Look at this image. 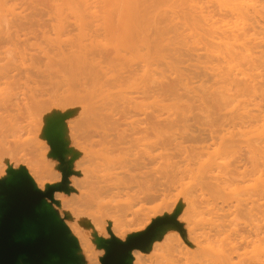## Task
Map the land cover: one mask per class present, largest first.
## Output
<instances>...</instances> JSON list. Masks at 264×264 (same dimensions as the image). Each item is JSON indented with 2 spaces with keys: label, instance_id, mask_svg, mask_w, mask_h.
<instances>
[{
  "label": "rangeland",
  "instance_id": "rangeland-1",
  "mask_svg": "<svg viewBox=\"0 0 264 264\" xmlns=\"http://www.w3.org/2000/svg\"><path fill=\"white\" fill-rule=\"evenodd\" d=\"M51 1L53 0H17V3L19 5L18 7H20L19 9L22 10L23 8V12H25L24 16H22L23 12L21 11L22 15L19 16L20 18L17 17L18 30H20L19 41L21 40L20 44H22L20 46H24V48H26L27 51L22 47L26 51L27 56H31L33 61L24 66L25 71L23 68H21V72L19 71L16 78L15 90L19 91L13 92L16 94V108L11 111L7 106H5L4 110L2 111L3 130H6L5 134L2 136V140L7 143V146L5 147L8 148L10 153L7 155H3L0 158V170H6L7 177H9V170L17 171L24 169L33 180L35 186L43 192L48 186L57 185L61 182L55 179H48V184L45 186V188H42L36 181V177L38 175L48 176L47 165L50 162L52 163L51 165L57 164L54 167L61 173L60 169H58L60 168V162L57 158H54L52 156L51 147L46 138L47 131L51 129L53 117H55V120L60 124L58 134L60 135L61 143L65 147V160L72 163L73 158L71 156L68 157L69 149L72 148L74 143V141H72V138H74L75 136V144L79 140L80 145L82 144L81 142L84 143L83 145H85V143L89 144L88 142H86L87 140L93 141L94 143L101 141L105 138V135L99 128V126L101 125L100 119L104 116L105 113L110 114L111 117H113L114 123H116L117 127L116 131L109 132V135H111L110 138H117V131H119V133L124 132V135L127 136L128 141V144L124 145L121 149H115L111 154V158H113L114 160L122 159L126 160L127 162L142 160L145 163V166L141 171L140 177L145 181V184L147 183L146 185H149L151 183L153 184V182L164 183L165 181H168L164 180L167 178L165 176L167 174L165 173H170L171 170L174 171L176 168L174 169L172 168V166L175 164H177V167H179L180 169H183L188 165L191 166L197 162L200 163V161H204L207 158L211 159L212 157H208V155L206 156L208 149L211 147L210 144H213L210 141V138L213 136L217 137L216 132H223L227 126V129L230 128V130H232L231 128L233 122L237 123L236 120L239 119L238 117H235L238 119H235V121L232 122L234 115L229 114L231 109H234L235 107L239 108V105L243 103L240 105H243L242 107H240L241 109H248L250 110V112L252 111L253 113H256V110L261 108L259 112L262 111V114L264 115V95H262L264 94L263 89H261V92L258 91V93L255 91L256 95L247 94L249 97L240 93L241 91H244L241 90L244 89L243 85L246 86L248 84L250 86V84H253V79L255 80H253L255 82L253 85L257 86V84H259V87H261L262 85L264 87V66H259L258 62L260 57L262 58L263 56L264 58V45L257 46V42L259 40L255 41V38L257 37L254 38L252 36V38L250 37L251 35L249 36L250 32L253 30L248 29L247 26L246 29L250 32L245 29V32H249L246 33L249 36L248 37L246 35V38L244 36L239 37L240 33H235L233 29L232 30L234 31V33H231V30L229 31L227 29V25H229L228 27H230L232 23H236L237 21V19H235V21L234 18L238 13L235 12V15L233 12L237 10L235 8V5L237 4L236 0H230V2L232 3H229V0H227V3H229V5L232 4V8L231 6H229L230 9L235 8L233 9V11L231 10L232 12L227 7V3L224 4L226 0H135L134 3L136 4H134V10L136 7L137 9L135 11L140 14V22H137L139 17L136 12H134V14L137 16L135 17L134 15L133 21H135V27L137 25H140L139 27L142 29L139 30L138 26L134 30L138 29L139 31L137 30V32H135L132 29L133 33L131 34V38L136 44L134 48L135 53H137L141 57L139 59L130 58V56L128 55L127 57L129 58V60H125L122 57L126 53L125 48H120L117 50L112 46L103 48L102 44L105 43L104 40H107L109 37L106 38L104 36L105 32L102 33L103 31H95V27H93L95 26V24L93 25V21L92 23L89 22L90 18L87 19V26L89 23L90 25L88 27L86 26L87 28L85 27L87 29L85 35L84 31L82 32L84 34H82L78 30L79 28H77L76 22L74 23L75 19L72 18L70 14L69 16L65 13L64 15L67 19H65V17L63 18V22L65 23L62 22V25L64 26L62 27L64 29L61 28L59 33V31H57V28H55L56 25L54 26V24L57 23L55 22L57 20V16L54 14L55 9L54 5L50 3ZM233 1H236L235 5ZM51 6L53 7V9ZM142 15H144V19H141ZM67 16H69L70 19ZM54 17L56 18L55 21ZM261 18L264 20L263 10H261ZM144 20H146L147 22L145 23ZM249 23L251 22L249 21ZM232 25L231 28L235 26ZM250 27L251 26H249V28ZM90 28L94 31H91ZM56 32L59 33V36ZM99 32L100 34H102L99 35ZM251 34L254 33L251 32ZM94 38L97 41H95ZM250 38L254 39V41ZM78 39L81 41H79ZM99 39H101L102 41ZM99 41L102 43H100ZM184 41H187L189 45V41H191V45L195 46L194 50L190 51V49L188 51V48H190L191 45L188 47V43H184ZM56 43H61V45H57ZM81 43L85 44V46L84 44L82 45V49L84 48V52L83 50H79L81 49ZM87 44L89 46H87ZM94 45L97 47H95ZM76 46L80 47L77 49ZM8 47L9 46L7 45L3 46L2 56H4ZM247 48V54H250L249 57L246 54V58L248 57L247 60L244 59V54V57H242L243 60L241 59L242 61L236 59L239 62L236 61L235 63H232V61H234L232 60L234 56H231L235 53H241L247 50ZM78 50L80 53L82 51L81 55L79 54ZM209 52L213 53L210 55ZM227 52L234 53H230V57L232 60H230V63L232 64L227 62L229 60L224 63V60H226V55L228 54ZM260 52H263V55ZM84 53L87 54V56H85ZM76 56L81 57L80 62L79 57ZM64 59L67 61V63H69L67 64ZM62 60H64V62ZM82 60L85 66L81 65ZM76 61L78 62V64ZM86 61L87 63H85ZM260 61L262 60L260 59ZM226 64L230 65L229 69H227L229 71L230 69L232 70L230 75V77L232 76L233 78L232 80H240L236 82H234V80L233 82L235 84H231L233 87L236 85V88H238L237 85L239 83V85L242 87L240 91L238 90L239 92L229 84L232 81L227 82L228 84L226 83V81H224V83L220 85V81H217L220 77L216 76L218 78H215V75L213 76V74H216L218 71H220L218 74H221V71L223 72ZM78 65H80L81 67ZM76 66H78L79 69ZM65 67L67 68L64 69ZM82 68H84V70ZM200 68L202 69L200 70ZM204 69L208 71L206 72V70ZM214 71L216 73H214ZM154 72L156 73L155 75H158L157 73H159V75L161 76L159 77L158 75L157 82H155V77L154 81L150 79L153 83L148 80L149 82L147 84V79L149 77L151 78ZM77 73L80 74L81 77ZM228 73L230 74V72ZM228 73L227 75H229ZM146 74L149 77L145 78V80L142 79V76ZM221 75H223V73ZM212 77L215 80L212 79ZM159 78L162 79L159 80ZM75 79L76 81H74ZM176 79H180L181 81L179 80L177 83ZM241 80H244L246 84L243 81L242 85ZM221 81H223V79ZM2 82H5V80H2ZM188 82L192 83L189 84ZM175 84L176 86H178V88L181 85L180 88L183 86L182 89H185L181 91L179 90L178 92L176 91L175 93L170 92L171 94L169 92H166V89L169 90V86L171 87L170 89H172V86ZM224 84L230 85V90L227 86H225V88L223 86ZM176 86H174L173 89ZM184 86H186L187 88ZM220 87L223 90L222 92H225V90L227 89L226 92H229L228 94L230 95V102L233 101L231 103V109L228 107V111L225 108H220L221 106L223 107V105H221L223 102H221L219 96L216 94L217 89L218 91L220 90L219 92H221ZM178 88L176 87L175 89L178 90ZM150 89H153V91L156 90V92H149ZM186 89L187 91L185 92ZM188 89L192 90L190 91L191 93L188 91ZM209 89L212 91H210ZM196 90H198V92ZM202 90H206L207 92H203ZM187 92L188 96L186 95ZM214 92L216 95L214 94ZM130 93L132 94V97H134L140 104L139 107L126 105L123 96ZM180 95H182L181 98H179ZM8 96L9 94H3L4 98ZM74 96H79L80 99L77 100ZM30 97H33V99L37 102V107H34V104H32L27 108L24 105L26 102H28V104L31 102L28 101ZM103 98L105 99V101L108 102L109 100L110 103L113 102L114 104L110 105L107 111L93 109L94 103L103 100ZM216 99H219L220 101H217ZM215 100L219 102L217 103L218 105L216 104ZM114 101H116V103ZM245 103L246 107L248 108L245 107ZM156 105H162L163 107H161L165 109L162 110L160 108L163 113H165L164 115L162 114L163 117L161 116V120L159 121L155 119V115L157 114L156 111L160 106L158 107ZM216 105L218 106V108ZM140 106H143V108L140 109ZM258 106L259 108H257ZM175 108H180V111L179 109ZM236 108L235 110H233V112H236ZM218 109L221 110L218 111ZM239 110H237V112ZM166 111H171L168 113H174L175 111V116L179 115L178 117L181 118L177 119L176 117V122L175 116H173V120H175L174 122L176 123L173 122V124L170 123V125H168L169 123L167 122H172V119L170 118V121L168 119L166 120ZM255 113L253 115L258 116L259 113ZM224 114L226 115L225 118L222 117ZM261 116L258 117L259 119L257 118L258 120L256 119L259 124L257 123L256 125V121L253 125V122L255 120L254 119L252 122L253 126L251 127L257 126L262 129L261 125L263 124V117ZM220 118L223 119L221 120ZM260 118L261 121L259 122ZM113 119H110L109 121L113 122ZM229 122H232V125ZM131 123H138V128L143 130L142 142H139L136 136H134L133 138L130 137L133 134L132 128L129 126V124ZM157 123L162 126L161 130L160 128L155 129ZM220 123H224V126L222 125L221 127ZM227 123H229L230 125H228ZM238 123L241 124L240 121ZM10 124H15L14 130L9 129L8 126ZM225 124H227V126ZM114 128L115 126H111V129ZM221 128L223 129V131ZM208 145H210L209 148H205ZM213 146L215 152L212 149L213 147L210 148L209 151L212 150L214 153L212 151H210V153L212 152L213 154H211L215 155L217 153L216 150L218 149L219 145L216 144ZM215 146L218 147L216 148ZM203 147L204 149H207V151H203ZM98 148L99 147L96 146L94 150L98 151ZM204 152L206 153L205 156L202 158V160H199L198 157L201 158V154L204 155ZM216 156L218 157L217 154ZM217 159L218 158H216L215 160ZM220 159L221 158H219L217 161H219ZM196 160L197 162H194ZM215 160H211L210 163L214 164ZM204 162L206 163V161ZM228 162L230 161L228 160ZM230 163L232 167L247 164L248 156L246 155L245 149L243 148L239 150L231 158ZM202 165L204 167L203 163ZM201 167L200 169H203V167ZM197 170L200 172L199 169ZM71 171L72 173L69 176L70 191L68 193H65L67 195H70L72 193L70 178L75 175L73 166H71ZM178 171L179 173L180 171L183 172V170L179 169ZM198 171H193L194 173H196V176ZM202 171L203 170H201V172ZM129 173L134 174L130 167L128 174ZM174 173L175 171L173 172V174ZM183 173L182 179L186 174ZM188 173L189 171H187V175ZM168 175L169 179L171 175ZM176 175L178 178L180 174L176 172ZM182 175H180L179 177L181 178ZM190 175L186 176V179H183L185 181L182 184H190L191 186L193 182L198 179H193L192 182V179H190L192 177H190ZM201 175L203 176V172ZM163 177L165 178L163 179ZM3 179L5 178L0 177V180ZM194 183H196L197 185V182ZM174 185H176L178 189L180 188V191L181 187L183 188V186L179 184H173V187L170 186V189L172 191L168 188L169 191H171V194L167 195V193H163V196L165 195L166 198L160 197V195V198L157 197L156 200H150V198H146V200L144 199L142 201H138L133 198V195L139 188H134V190L130 191V201L132 202L131 212H134L136 214L132 215V213H130L128 215V218L135 217V220L131 224L133 226L145 222H150L152 224L153 221L159 218L171 217L173 215H176V221L179 226L176 227L174 225H166L162 228L161 232H164L165 235L172 234L175 231L184 234L185 224L179 219L180 216H183L185 218L186 212L184 211L183 206L179 205L183 199L182 196H176L180 192L178 191L179 193L177 194L176 190L178 189ZM178 185L180 187H178ZM194 185L195 184H193V186ZM144 186L142 185V189L147 190V186L145 188ZM194 189L195 188L193 187V190ZM140 191L136 194H141L142 191ZM167 191L168 190H166V192ZM57 193H55V195ZM176 198H178L177 205L174 203L176 201ZM119 200H121V195L115 193L114 201L118 202ZM203 201H209V208H215L217 210V214L224 221L228 222L230 219H235L236 216H238V213L234 211L235 209H232V217H227L229 213L227 205L230 201L226 198L220 196L210 197L206 193L203 196ZM48 204L58 214L59 218L65 223L70 231L67 218L64 216V213L61 210L60 201H57L55 199V202L48 201ZM237 222V230L243 232L247 236L248 234L246 232H248L250 228L248 226H241L240 219ZM151 224H149V226ZM149 226H147V228ZM127 228L130 230V228L132 227ZM127 228L125 227V229ZM109 231H111V226H107L105 232L108 235L104 236V240L110 239ZM134 234L138 233H126L123 236H119L117 234L113 235L118 240L125 242L129 236ZM160 235L161 234H159L157 239L160 238ZM225 236L234 238L235 234L233 231H226ZM98 239H102V237H99ZM157 239L145 252L134 251L140 254V256L142 257V262H146L147 264H149L150 257L154 255L153 244L157 242ZM78 251L79 254L77 252V255L81 258L80 264H87L83 261L86 251V246L83 241H80ZM96 251H98V253L93 257L91 264H101V258L105 254L104 249H102L101 247H99Z\"/></svg>",
  "mask_w": 264,
  "mask_h": 264
},
{
  "label": "bare ground",
  "instance_id": "bare-ground-1",
  "mask_svg": "<svg viewBox=\"0 0 264 264\" xmlns=\"http://www.w3.org/2000/svg\"><path fill=\"white\" fill-rule=\"evenodd\" d=\"M236 1H237V4L235 3ZM236 1H233V2H234V5L236 4L235 8L238 11L237 10L233 11V9H235V8L230 9L229 6L232 5V4L229 5V3H232V2H230V0L228 1L229 3H227V0L224 3V4L227 3L228 6L227 5L226 6L229 8L230 11L232 10L235 15H236V13H238L236 15V17L234 15L235 18L233 17L234 20L237 19V21L235 20L236 23L234 21H233L234 23H232L235 26L231 24L232 26H234L233 28H231V25H230V27H228L229 25H227V29L229 31L231 30L230 31L231 33L232 32L234 33V31H235V33H240L239 37H241V36L245 37L247 35L246 33L250 32L249 30L246 29V26H247V28L252 29L253 31H251V32H253L255 34V35L251 34V32H250L249 36L251 35L250 37L253 36L254 38L257 37V38H255V41L256 40L260 41V42L259 41L257 42L258 43L257 46H259V45L263 46L264 45L263 44L264 43V20L261 18V10L264 11V0H236ZM134 2H135V0H53L50 3H52V5H54V9H55L54 14L57 16V17L56 16L55 17L58 20L57 21L56 18L54 17V21L56 20L55 22H57L54 24V26L56 25L55 28H57V31H59V33H60L61 28L64 29L62 22H63V18L65 17V15H64L65 13L68 15L70 14L71 17L75 19L74 23L76 22L77 28H79L78 30L80 31V33H82L84 31L85 35H86V31H87L86 28L90 25V23H89L87 26V23H88L87 19L90 18L89 22L92 23V21H93V25L95 24V26H93V27H95V31H103L102 33L105 32L104 33L105 35L104 34L103 35L106 38L109 37L107 40H104L105 43L103 42L104 44H102L103 48H106L109 46H112L116 50L120 49V48H125L126 53L122 57L125 60H129V58L127 57L128 55L130 56V58L139 59L141 57L140 55L135 53L134 48H135L136 44L133 41V39L131 38V36H132L131 34L133 33L132 29L134 30L138 26L137 25L135 27L136 24H135V21H133L134 15H135L134 12H136L135 10L137 9L135 7V10H134V4H136ZM140 3H139V5H140ZM18 6L19 5L17 3V0H0V158L3 155H7L10 153L8 148L5 147V146H7V143L2 140V136L6 132V130H3V125H2V111L4 110L5 106H7L8 109H10L11 111H13L14 108H16V103H15L16 94L13 93V92H19V91L15 90L16 78H17L18 73L21 70V68L24 69L25 68L24 66H26V64L33 61L31 56L30 57H28L29 55L27 56L26 48H24V46H20L22 44H20L21 40L19 41V37H20L19 31L20 30H18V24H17L18 19H17V17L20 18L19 16L22 15V12L24 9L22 8V10H20L19 9L20 7H18ZM139 8H140V6H139ZM231 8H232V6H231ZM52 9H53V7H52ZM24 13L25 12H23L22 16H24ZM136 14L139 17L137 22H140L139 21L140 20V14H138L137 12H136ZM137 15H135V17ZM69 16H67V17L70 19ZM143 16L144 15L141 16V19H144ZM65 19H67V18L65 17ZM65 19H64V21H65ZM144 21H145V23L147 22L146 20H144ZM249 21L251 23H249ZM63 23H65V22H63ZM139 26H138L139 30L142 29ZM249 26H251V27L249 28ZM90 29H88V30H90ZM245 29L249 32H247V31L245 32ZM137 30H134V31L137 32ZM91 31H94V30L91 29ZM61 32H62V30H61ZM56 33L59 36V33L58 32H56ZM84 33H82V34H84ZM95 33H97V32H95ZM101 34L99 32V35H101ZM105 37H104V39H105ZM252 38H250V39H252ZM102 39H103V37H102ZM91 40H93V39H91ZM94 40H95V38H94ZM99 40H101V39H99ZM252 40L254 41V39H252ZM79 41H81V40H79ZM95 41H97V40H95ZM189 42L191 45V41H189ZM61 43H58V44L56 43V44L61 45ZM100 43H102V42H100ZM184 43H188V42L184 41ZM192 43H193V41H192ZM83 44L82 43L80 44L81 49H79V50L84 49V48L82 49ZM4 45H7L9 47H8L7 51L5 52L4 56H2V49H3ZM190 45L188 43V47ZM84 46H85V44H84ZM87 46H89V45L87 44ZM192 46L193 45H191L190 48H188V51L190 49H191L190 51L194 50L195 46H193V47ZM262 46H260V47H262ZM79 47L80 46H78V47L76 46L77 49ZM95 47H97V46H95ZM79 50H78V52H79ZM85 51H87V50H85ZM83 52H84V50H83ZM243 52H245V53H243ZM243 52H241V53L239 52L238 54H236V53L234 54V53L230 52L231 54H234L232 56L230 53L227 52L228 54L226 55V58H225L226 60H224V63H226L227 60H229L227 62L230 63L231 57H233V56L234 57L232 58V60H234V61L231 60L232 63H235L237 61L236 59H238L239 61H242L243 60L242 57H244L243 56L244 54H245L244 59L247 60V58L250 55V54L249 55L247 54L248 48H247V50H245ZM81 53H82V51H81ZM81 53L79 52L80 55H81ZM85 53H87V52H85ZM212 53H210V55ZM260 53H262V55H263V52H260ZM246 54L248 55L247 58H246V56H247ZM85 56H87V54H85ZM76 57H79V56H76ZM262 58H263V56H262ZM262 58L261 57L259 58V61H258L259 66H261V65L264 66L263 65L264 58L263 59ZM71 59H73V58H71ZM71 59H70V61H71ZM79 59L78 60L80 62L81 57H79ZM260 59L262 61H260ZM64 60H62V61L64 62ZM74 60H73V62H74ZM83 60H82V63H83ZM239 61H237V62H239ZM66 63H67V61H66ZM82 63H81V65L85 66L84 63L83 64ZM85 63H87V61ZM232 63H230V64H232ZM77 64H78V62H77ZM77 64H75V65H77ZM78 66H80V65H78ZM78 66H76V67L78 68ZM226 66H225L223 72L221 71V74L223 73V75L218 74L220 71H218L217 73L214 71V73H216V74H213V76L215 75L214 76L215 78L220 77L217 80V81L221 82V83L219 82L220 85L223 84L224 81H226V83H227L230 81L233 82L235 80V79L232 80L233 79L232 76L230 77L231 72H232L231 69H230V71L228 70L230 65L226 64ZM193 67H195V66H193ZM66 68L67 67H65L64 69H66ZM82 69L84 70V68H82ZM198 69H199V67H198ZM201 69L202 68H200V70ZM226 69H227V71H226ZM204 70H206V69H204ZM24 71H25V69H24ZM207 71L208 70H206V72ZM69 72H71V71H69ZM203 72H205V71H203ZM225 72H227V73L230 72V74L228 73L229 75H227V73H225ZM155 74L156 73L154 72L152 74V76ZM157 74L159 75V73H157ZM225 74H226V76H225ZM232 74H234V73H232ZM78 75H80V74H78ZM146 75H143L142 79L145 80V78L149 77L148 75L146 77ZM158 75H155L152 77L150 74L151 78L149 77L147 79V82L146 81L145 82L147 84L149 81L151 83H153L150 79H152L154 81L155 77H156L155 82H157ZM208 75H210V74H208ZM160 76L161 75H159V77ZM216 76H218V77H216ZM235 76H236V74H235ZM80 77H81V75H80ZM11 79H13V80H11ZM160 79H162V78H159V80ZM212 79H214V78L212 77ZM222 79H223V81H221ZM2 80H5V82H2ZM179 80L176 79V82L178 83ZM181 80H182V78H181ZM253 80H252V82L254 84L255 80L254 81ZM74 81H76V79ZM236 81H240V80L236 79L234 82H236ZM243 81L244 80H241L242 85H243ZM232 82H230L229 84L230 85L235 84L234 82L233 83ZM191 83L192 82H190L189 84H191ZM247 83H248V81H247ZM227 84H224L223 86L229 87L230 85H227ZM245 84H246V82H245ZM249 84H250V82H249ZM253 84L252 85L250 84V86L247 84L248 87H247V85L246 86L243 85L244 89H241L242 87L239 85V83L237 85L238 88L240 87L239 89L236 88V85L234 87L231 85V87H233L237 91L238 90L240 91V89L244 90V91H241L240 93L243 95H246L247 97H249L247 94H251V95L255 94L256 95V92L257 93H258V91L261 92V89L264 90L263 85L261 87H259L258 86L259 84H257V86L253 85ZM174 86H176V84L172 86V89H170L171 87L169 86V90L166 89L167 91L166 90L165 91L169 92V93L170 92L175 93L176 91L178 92L179 90L181 91V90L185 89V88L182 89L183 86L180 88V86H181L180 85L179 88H178V86H176L178 88V90H176L175 89L176 87L173 89ZM244 86L247 88H245ZM184 87H186V86H184ZM228 89L230 90V87ZM200 90H201V88H200ZM186 91H187V89L185 90V92ZM188 91L190 92L192 90L188 89ZM196 91L198 92V90H196ZM196 91H194V92H196ZM204 91H206V90H204ZM210 91H212V90H210ZM217 91H218V89H217ZM217 91H216V94L219 96V99L221 100V102H223L221 104V105H223V107L222 106L221 107L219 106V107L225 108L226 110L228 109V107L231 109V103L233 101L230 102V99H229L230 95L228 94L229 92H226L227 89L225 90V92H222L223 90L221 88V92H219L220 90L218 91L219 94L217 93ZM63 92H65V91H63ZM149 92H156V90L153 91V89L152 90L150 89ZM244 92H245V94H244ZM251 92H253V93H251ZM5 93L9 94V96L6 98L3 97V94H5ZM174 93H172V94H174ZM209 93H211V92H209ZM187 94H188V92L186 93V95ZM214 94H215V92H214ZM206 95H208V94H206ZM262 95H264V94H262ZM181 96L182 95H180L179 98H181ZM74 97L77 100L80 99L79 96H74ZM226 97L228 98L229 102H228ZM83 98H85V97H83ZM123 99L125 100V103L127 106H135V107L138 106L139 107V105H140L137 102V100L134 97H132L131 93L123 96ZM263 100H264V98H263ZM28 101H31V102L29 104H28V102H26L24 104L27 108L32 104H34V107H37V104H36L37 102L33 99V97H30V99ZM111 101H113V100H111ZM217 101H216V104L219 103ZM114 102L116 103V101H114ZM246 103H245V107H246ZM113 104H114L113 102L110 103L109 100L107 102L103 98V100L94 103L93 109L107 111L109 109L108 107L110 105H113ZM241 104H243V103H241ZM240 105H239V108H236L234 106L237 110L240 109L238 112L236 110L237 113H239L241 111L239 114H237L236 112H233V110H235V108L231 109V110L229 109L230 112L232 111L231 113L229 112V114L234 115L232 122L235 121V119L239 118L240 120L238 119V120H236V122L238 123L240 121L241 124L238 123V125H237V123L233 122V125H232L231 124L232 122H229L232 125V128H231L232 130H230V128L227 129V127H228L227 124L230 125L229 123H227V124H225L227 127H226V129H224V131L221 128L223 132H221V133H220V131H219V133L216 132L217 137L213 136L210 138V141L213 143V144H210L211 145L210 148L213 147L212 148L213 151H214L213 145H216V144L219 145V147L217 146L218 149L216 150V152H217L216 154L218 155V157L216 156V154L212 155L215 151L213 152L212 150H210L213 152V153L211 152L212 154L210 153V151H209L210 145L205 147V148H209L208 151H207V149H204V147H203V151H207V154L204 152V155L201 154V158L198 157V159L202 160V158L206 154V156L208 155V157L209 156L212 157L211 159L207 158L208 160L210 159L209 161L207 159H205L204 161H206V163L203 160L200 161V163H198L196 160L194 162H197L198 164L195 163L196 164L195 165L193 163H190V164H193L194 166L193 165H191V166L188 165L189 167L184 166L186 168H183V169H180L179 167H177V164H175L176 166L173 165L172 168H174V169L176 168L177 171L175 169L174 174H173L174 171H172V170L170 171V173L169 172L165 173L167 175L168 174H170V175L173 174V175H171V177L168 179L169 175L167 176L164 174L167 178L164 179L165 177H163V179L168 180V181H165L164 183L153 182V184L152 183L149 185H146L147 183L145 184V181L143 179H141V177H140L141 171L143 170V168L145 166V163L142 160H135L133 162H127L126 160H122V159L114 160L113 158H111L112 152L115 149H121L124 145H127L128 141H127V136L124 135V132L119 133V131H117V136H118L117 138H115V139L110 138L111 135H109V132L116 131V129H117L116 123H114V119H113V117H111L110 114L105 113L104 116L100 119L101 125L99 126V128L102 130V132L105 135V138L102 139L101 141L94 143L93 141L87 140L86 142H88L89 144L85 143V145H83L84 143L81 142L82 144L80 145L79 140H78V142L76 141L77 143L75 144L76 139H74V138H76V137L73 135L74 138H72L73 139L72 141H74V143H73L72 148L69 149V154H68L69 155L68 157L71 156L73 158V162L71 163V166H73V168L75 170V175L72 176V178H70V186L72 188V193L70 195H67L64 192L57 193L55 195V199L57 201H60L61 210L63 211L64 216L67 218L68 226L70 228L71 234L75 238V240L78 244V247H79L80 241H83L85 243L86 251H85V258L83 260L84 263L91 264L93 257L96 256V254L98 253V251H96V250L99 247H101L99 244L98 238L102 237V239H103L104 236L108 235L105 232L107 226H111V231L113 234L123 236L126 233L131 234V233L144 232V230H146L147 226H149V224H151L150 222L137 224L135 226H133L131 224L135 220L134 219L135 217L128 218V215L130 213H132V215H136V214L134 212H131L132 202L130 201V198H131L130 191L134 190V188H137V189L139 188L138 189L139 191L141 189V191H142V192L140 191L141 194H139V195L136 194L137 192L139 193V191L137 190V192L134 193V195H133V198L138 200V201L139 200L142 201L144 199L146 200V198H150V200L151 199L156 200L157 197H159L160 195H161L160 197L166 198L165 195L163 196V193H167V195L171 194L172 190L170 189V186L173 187V184H179V185L183 186V188L181 187V191L179 190L180 188L178 189L176 185H174V186L178 189V190H176L177 194L180 192L176 196H178V197L182 196V199H183L179 205L183 206V209L186 212L185 213L186 217L184 218L183 216H180L179 220H181L185 224V228H184L185 233L181 234L180 232L175 231L172 234L165 235L164 232H161L160 238L157 239V242L153 244L154 255L152 257H150L149 264H264V115L262 114L263 113L262 111L259 112L261 108L258 110L255 109L259 113L257 116V115H253L255 112L254 113L252 111L250 112V110H248V109H247L248 111L241 109L240 107H242L243 105L242 106H240ZM156 106L159 107L160 105H156ZM161 106L156 111L157 114L155 115V119L158 121L161 120L162 114L164 115V113H165V112L163 113V111H162L165 109H163L162 108L163 106L162 107ZM232 106H233V104H232ZM255 106H256V104H255ZM141 108H143V106H140V109ZM217 108H218V106H217ZM246 108H248V107H246ZM257 108H259V106ZM175 109H179V111H180V108H175ZM220 110L218 109V111H220ZM186 111H187V108H186ZM166 112H167L166 115L168 117V118L166 117V120L168 119L170 121L172 119L171 120L172 122H167V123H169L168 125H170V123L173 124V122L175 120L177 122V119L181 118V117H178L179 115L175 116V111H174V113H168L171 111H166ZM257 112L255 114H257ZM224 115L222 116L223 118L226 117V115L225 116ZM173 116H175V120H173L174 119ZM220 116H221V114H220ZM259 116L263 117L262 118L263 124L261 125L262 129L256 126L258 129L257 130L255 126L254 127H251V126H253L255 124V122L259 119L258 118ZM176 117H177V119H176ZM235 117H238V118H235ZM110 119H113L112 120L113 122H110L109 121ZM253 120H254V122H253ZM260 121H261V118H260L259 122ZM176 122H174V123H176ZM252 122H253V125H252ZM215 123H216V121H215ZM257 123H258V121L256 122V125H257ZM220 124H221L220 126L222 127V125L224 123H220ZM111 126H115V128L111 129ZM129 126L132 128V131H133V134L130 137L133 138L134 136H136L137 140L139 142H142L143 141V137H142L143 136V130L138 128L139 124L138 123H131V124H129ZM8 127L10 130H14L15 124H10ZM159 128L161 130L162 126L159 123H157L155 129H159ZM83 146H85V147H83ZM96 146L99 147L98 151L94 150V148ZM140 146H142V145H140ZM243 148L245 149L246 155L248 156V163L244 164V165H240V166L237 165V166L232 167V165L230 163L231 158L239 150H241ZM144 153H145V151H144ZM216 158H218V159L221 158V159L219 161H217L218 159L215 160ZM211 160H215V163L214 164L210 163ZM228 160L230 162H228ZM212 162H214V161H212ZM202 163L204 164V167H203ZM51 164L52 163L50 162L47 165L48 176L38 175L36 177V181L39 183L38 185L41 186L42 188H45V186L48 184V182H47L48 179H55V180L61 181V173L59 171H57V169L54 167L57 164H53V165H51ZM201 165H202L203 169H200ZM129 167L131 168V170L133 171L134 174H130V173L128 174ZM194 167H195V169H194ZM215 168H216V170H215ZM178 169L183 170V172L186 173L184 175L183 179H186L185 177L189 176L190 173H191L190 177H192V178H190V177L189 178L192 179V182H193V179L195 180L196 178H198V179H196V181H194V182H197V185L194 182H193V184H195L196 186L195 185L193 186V184L191 186H190V184L189 185L182 184L185 181L182 179V177H183L182 173L183 172L180 171V173H179ZM197 169H199L200 172ZM186 170L189 171L188 175H187ZM195 170L198 171L197 176H196V173H194V172H196ZM201 170H203L202 172H203L204 177L201 175L202 174ZM116 171H118V172H116ZM176 172L178 174L182 175L181 178L179 177L180 175L178 176L179 179L177 178ZM192 172H193V174H192ZM135 173H137V174H135ZM193 175H195V176H193ZM0 177L1 178L7 177L6 176V170L5 171L0 170ZM182 180H183V182H182ZM198 181H199V183H198ZM142 185L147 186L148 192L146 189H142ZM179 185H178V187H180ZM146 186H144V188ZM193 187L195 188L194 190H193ZM168 188L171 191H169ZM166 190H168L170 193L168 191L166 192ZM115 193L118 195H121V200H119L118 202L114 201ZM144 193H146V194H144ZM206 193L210 197L220 196V197L228 199L230 202L227 205L228 211H229L227 217H229V218L232 217V215H233V212H231L232 209H235L234 211L238 213V216H236L235 219H233V218L230 219L228 222L224 221L217 214V210L215 208H211V209L209 208L210 207V203H208L209 201H205V202L203 201V196ZM175 200L176 201L174 203L177 205L178 204L177 203L178 198H176ZM239 219L241 220V226H248L250 228V230L248 232H246L248 234L247 236L243 232L237 230V227H238L237 221ZM66 224H67V222H66ZM125 227L126 228L132 227V228H130V230H129L128 228L125 229ZM126 230H128V231H126ZM226 231H230V232L233 231L235 234L234 238H230L229 236H225ZM79 250H80V248H79ZM78 254H79V251H78ZM132 258H133L131 261L132 264H147L146 262H142V257L140 256L139 253L133 252Z\"/></svg>",
  "mask_w": 264,
  "mask_h": 264
},
{
  "label": "water",
  "instance_id": "water-1",
  "mask_svg": "<svg viewBox=\"0 0 264 264\" xmlns=\"http://www.w3.org/2000/svg\"><path fill=\"white\" fill-rule=\"evenodd\" d=\"M52 156L60 162L61 182L39 190L27 171L9 170L0 180V264H80L78 245L51 208L55 193H68L71 163L65 160V147L60 135L46 136ZM166 225L178 227L176 215L159 218L144 231L129 236L125 242L109 231L110 239H99L105 254L101 264H132L134 251L145 252Z\"/></svg>",
  "mask_w": 264,
  "mask_h": 264
},
{
  "label": "snow or ice",
  "instance_id": "snow-or-ice-1",
  "mask_svg": "<svg viewBox=\"0 0 264 264\" xmlns=\"http://www.w3.org/2000/svg\"><path fill=\"white\" fill-rule=\"evenodd\" d=\"M59 128H60V124H59V122H57V121L55 120V117H53V118H52L51 129H50L51 134H52L53 136H56V135L58 134V132H59ZM0 183H2V181H0Z\"/></svg>",
  "mask_w": 264,
  "mask_h": 264
}]
</instances>
